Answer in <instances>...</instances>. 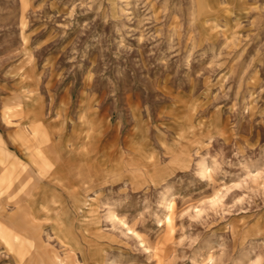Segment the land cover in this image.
<instances>
[{
  "label": "rangeland",
  "instance_id": "rangeland-1",
  "mask_svg": "<svg viewBox=\"0 0 264 264\" xmlns=\"http://www.w3.org/2000/svg\"><path fill=\"white\" fill-rule=\"evenodd\" d=\"M3 152L0 264H264V0H0Z\"/></svg>",
  "mask_w": 264,
  "mask_h": 264
},
{
  "label": "crops",
  "instance_id": "crops-1",
  "mask_svg": "<svg viewBox=\"0 0 264 264\" xmlns=\"http://www.w3.org/2000/svg\"><path fill=\"white\" fill-rule=\"evenodd\" d=\"M81 145H84L80 142ZM73 145V144H72ZM66 152H69L70 153V150L66 151ZM4 157V160L7 161L8 163V169H5L6 173L4 172L3 175L1 173L0 175V182H4L5 185H0V195L4 198V201H7L5 202L4 204V212L7 211L8 209H6V206H10L12 207V203H11V199H15L16 198V195L17 193L15 192H12L10 191V188L12 187L10 184H11V180L13 179V177L15 176H18L19 175H22V173H25L24 170L25 169V165L23 163H21L19 161V159L15 156H11L9 154H6L5 152L1 153ZM36 158V157H35ZM38 159H37V163H38ZM58 163L57 159H55V163ZM40 167V165H39ZM7 181V182H5ZM26 189H28V186L27 185H24V187H21L19 190L22 192V191H25ZM43 186H38L32 193V196L30 198L29 201H27V209L29 210L30 212V216L31 218L37 220V222L41 221V216H46L45 212L43 210H40L38 211V205L42 203V200H36L37 197H39V194H41L43 192ZM6 190L7 193L5 192ZM27 192V191H26ZM16 194V195H15ZM20 201V200H19ZM19 201L17 199H15V203L18 204ZM3 207V206H2ZM43 209V208H42ZM13 212H11V215H9V217H5L6 214L3 215V218L1 219L0 218V221L1 223H5V226L8 228L10 226H12V221L14 219L13 218ZM47 217V216H46ZM41 225V223H40ZM42 226V225H41ZM10 229V228H9Z\"/></svg>",
  "mask_w": 264,
  "mask_h": 264
},
{
  "label": "bare ground",
  "instance_id": "bare-ground-1",
  "mask_svg": "<svg viewBox=\"0 0 264 264\" xmlns=\"http://www.w3.org/2000/svg\"><path fill=\"white\" fill-rule=\"evenodd\" d=\"M70 242V241H69Z\"/></svg>",
  "mask_w": 264,
  "mask_h": 264
}]
</instances>
